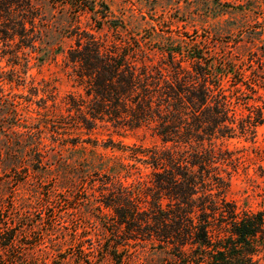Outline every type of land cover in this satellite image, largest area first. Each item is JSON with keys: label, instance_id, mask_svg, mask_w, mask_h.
I'll use <instances>...</instances> for the list:
<instances>
[{"label": "trees", "instance_id": "16d2710c", "mask_svg": "<svg viewBox=\"0 0 264 264\" xmlns=\"http://www.w3.org/2000/svg\"><path fill=\"white\" fill-rule=\"evenodd\" d=\"M52 1L68 6L73 17L98 13V28L112 20L105 2L101 8L95 0ZM43 26L44 15L33 0H0V50L14 64L22 59L27 67L30 53L41 50ZM114 28L120 41L81 25L68 35L74 42L65 53V65L84 92L68 96L67 110L87 130L100 122L143 128L161 144L134 145L131 157L136 162L119 161L116 171L92 180L100 192L98 209L108 216L102 225L109 235L98 242L99 255L82 249L87 258L80 264H98L106 257L125 264L120 246L127 238L167 250L168 264H260L256 256L264 243V209L240 210L228 198L246 157L218 142L254 135L255 127L264 123V99L262 105L249 102L259 79H245L233 59L218 65L198 44L189 63L174 49L155 59L147 43L124 37L118 25ZM230 73L237 77L233 91L224 82ZM6 82L21 85L25 78L17 70L0 71V142L6 130L16 131L21 119L17 95L6 90ZM139 164L151 171L144 174ZM259 170L264 182V149ZM16 205L13 199L0 205V264H27L30 257L25 238L33 226H26V210Z\"/></svg>", "mask_w": 264, "mask_h": 264}, {"label": "rangeland", "instance_id": "374dc122", "mask_svg": "<svg viewBox=\"0 0 264 264\" xmlns=\"http://www.w3.org/2000/svg\"><path fill=\"white\" fill-rule=\"evenodd\" d=\"M95 1L101 8L105 2L111 11L112 20L101 28L96 21L101 20L98 13L73 17L68 6L33 0L44 15L41 50L30 53L27 67L25 60L14 64L0 50V71L11 74L17 70L25 78L24 84L4 85L17 95L21 119L20 126L13 128L16 131L7 128L0 142V205H8L13 199L19 209L26 210L24 222L33 226L24 244L30 253L27 264H80L82 257L87 258L82 249L86 254L99 255L98 242L104 243L109 235L102 225L108 216L105 218L98 209L100 192L92 180L116 171L119 161L136 162L131 157L134 145L161 144L143 128L121 129L100 122L90 131L77 124V116H70L68 96L84 92L71 78L64 61L74 42L68 35L75 26L107 35L109 41H120L114 35V25H118L124 37L134 36L142 45L147 43L155 59L174 49L177 57L184 56L189 63L198 44L218 65L233 59L245 79H259L250 104L262 105L264 99V0ZM236 80L230 73L224 82L233 91ZM218 142L246 157V164L232 179L228 198L240 210H263L264 182L259 165L264 123L255 127L254 135L239 134ZM140 166L144 174L151 171ZM124 241L120 247L125 249V264H168L171 260L167 250L149 241ZM256 258L264 264V243ZM98 264L116 262L106 257Z\"/></svg>", "mask_w": 264, "mask_h": 264}]
</instances>
